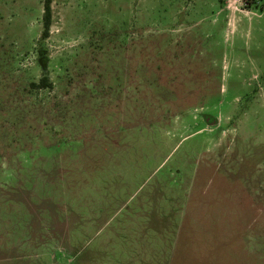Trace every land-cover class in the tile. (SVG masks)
Instances as JSON below:
<instances>
[{"label": "rangeland", "instance_id": "obj_1", "mask_svg": "<svg viewBox=\"0 0 264 264\" xmlns=\"http://www.w3.org/2000/svg\"><path fill=\"white\" fill-rule=\"evenodd\" d=\"M43 2L0 0V264H264V0Z\"/></svg>", "mask_w": 264, "mask_h": 264}, {"label": "trees", "instance_id": "obj_2", "mask_svg": "<svg viewBox=\"0 0 264 264\" xmlns=\"http://www.w3.org/2000/svg\"><path fill=\"white\" fill-rule=\"evenodd\" d=\"M52 0H44L43 2V14H42V21H43V31L41 34L42 39H46L49 36V30L52 22V9H51ZM40 54V63L41 65H45L46 57L44 49L39 50ZM52 85L49 82V79L46 76H43L38 83H31L32 88L36 89H46L50 88Z\"/></svg>", "mask_w": 264, "mask_h": 264}, {"label": "crops", "instance_id": "obj_3", "mask_svg": "<svg viewBox=\"0 0 264 264\" xmlns=\"http://www.w3.org/2000/svg\"><path fill=\"white\" fill-rule=\"evenodd\" d=\"M70 256H71V258L67 262H64V264H80L79 263V261H80L79 259L80 258L78 256L75 257L74 259L72 258V253H70ZM73 260H75V261L73 262ZM88 261H91V259L89 258ZM89 263H91V262H89ZM31 264H33V263H31Z\"/></svg>", "mask_w": 264, "mask_h": 264}, {"label": "built area", "instance_id": "obj_4", "mask_svg": "<svg viewBox=\"0 0 264 264\" xmlns=\"http://www.w3.org/2000/svg\"><path fill=\"white\" fill-rule=\"evenodd\" d=\"M232 1H235V2H237V1H239V0H232Z\"/></svg>", "mask_w": 264, "mask_h": 264}]
</instances>
